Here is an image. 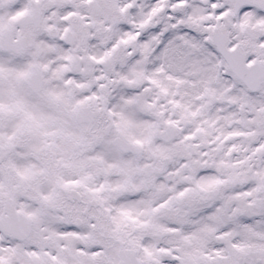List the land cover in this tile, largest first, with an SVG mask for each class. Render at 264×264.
<instances>
[{"label": "snow or ice", "instance_id": "obj_1", "mask_svg": "<svg viewBox=\"0 0 264 264\" xmlns=\"http://www.w3.org/2000/svg\"><path fill=\"white\" fill-rule=\"evenodd\" d=\"M0 264H264V0H0Z\"/></svg>", "mask_w": 264, "mask_h": 264}]
</instances>
